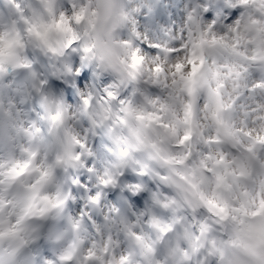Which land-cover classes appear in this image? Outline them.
Segmentation results:
<instances>
[{
    "label": "clouds",
    "instance_id": "obj_1",
    "mask_svg": "<svg viewBox=\"0 0 264 264\" xmlns=\"http://www.w3.org/2000/svg\"><path fill=\"white\" fill-rule=\"evenodd\" d=\"M0 264H264V0H0Z\"/></svg>",
    "mask_w": 264,
    "mask_h": 264
}]
</instances>
